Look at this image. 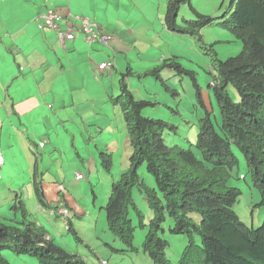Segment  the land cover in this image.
<instances>
[{"label":"trees","instance_id":"16d2710c","mask_svg":"<svg viewBox=\"0 0 264 264\" xmlns=\"http://www.w3.org/2000/svg\"><path fill=\"white\" fill-rule=\"evenodd\" d=\"M183 5L193 12L194 20L179 19ZM222 9L221 14L212 18L197 12L191 0H169L164 16L168 31L194 38L209 59V73L214 74H211L208 91L212 92L220 116L216 124L205 106L195 71L184 68L178 56L164 58L143 74L137 75L127 68L119 76V93L111 100L120 109L131 148L124 169L116 168V173L113 151L100 149L99 153L100 170L111 183L109 197L102 207L107 232L111 235L100 245L106 254L107 251L126 256L138 253L139 248L133 240L134 230L139 227L146 231L141 251L151 263L174 264L166 256L169 242L160 235L169 221L168 232L187 239L176 264H264V218L258 227L241 221L233 210L241 190L228 185L231 171L238 166L234 146L243 156L252 186L258 190L260 205L264 206V0H228ZM213 24L239 41L241 51L220 59L214 46L227 41L220 39L207 44L200 35L203 28ZM168 69L173 71L172 77L190 78L198 104L205 112L199 118L196 140L188 142L187 148L166 143L165 133L176 135L178 127L143 116V109L155 104L135 99L127 83L128 77H152L162 83L167 93L178 96L179 93L168 87L161 77ZM228 86L236 91L237 101L232 100ZM43 147L40 141L30 143L34 156L32 181L39 203L43 202L44 171H39L41 155L38 149ZM143 166L149 178L139 174ZM145 179H152L153 186L152 181L151 186L147 185ZM137 194L152 212L147 224L137 206ZM10 206L18 219L0 217V264H9L1 255L3 250L35 257L39 264H88L79 254L61 248L43 226L30 219L17 192ZM59 210H66V216ZM48 211L58 212L57 217L75 242L83 243L65 203ZM132 216L136 217V226ZM118 242L122 248H116L120 246ZM84 246L92 258L91 264H110L111 256L107 259Z\"/></svg>","mask_w":264,"mask_h":264},{"label":"crops","instance_id":"0c3cea01","mask_svg":"<svg viewBox=\"0 0 264 264\" xmlns=\"http://www.w3.org/2000/svg\"><path fill=\"white\" fill-rule=\"evenodd\" d=\"M168 1L0 0V173L17 183L15 187L7 185L12 186V192L32 193L39 212L34 218L36 224L69 252L77 253L78 248L61 221L47 219L58 218V212L52 214L48 209L65 203L71 218L83 215L79 201L65 186L76 184L77 174L85 176V186L91 185V175L101 171L94 152L102 146H98L95 136L99 138V134L95 132L110 136L111 128L125 131L120 125L122 115L111 100L118 92L115 81L119 76L127 68L143 74L159 64L158 54L160 62L171 56L161 39L174 34L164 26ZM47 10L55 11L71 25L76 24L74 18L88 19L111 40L107 46H89L76 33L74 40L63 46L53 31L39 29V18ZM103 63L110 64V69L101 70ZM135 78L128 77L127 83ZM31 141L44 143L38 149L39 171H44L42 203L33 187ZM65 159L69 161L65 163ZM51 170L54 174L49 180L46 175ZM96 252L100 256L106 253L103 247Z\"/></svg>","mask_w":264,"mask_h":264},{"label":"rangeland","instance_id":"374dc122","mask_svg":"<svg viewBox=\"0 0 264 264\" xmlns=\"http://www.w3.org/2000/svg\"><path fill=\"white\" fill-rule=\"evenodd\" d=\"M227 1L228 0H191L197 12L212 18H216L217 15L222 13V8L227 4ZM183 16L188 20L195 19V15L186 5L181 6L179 11V19ZM200 35L203 42L207 44H212L213 42L220 39L221 41H227L226 43L215 44L214 46L216 53H219L220 59H226V57L233 56L241 51V43L235 40V38L230 33L216 26V24L203 28ZM161 39L165 41L170 55L180 57L179 61L184 68L195 71V77L198 85L201 87L205 106L212 113L211 120L216 124V122L219 121L220 116L219 109L212 92L208 91V85L212 80V75L214 74L213 72H211L212 75L209 73L210 67L208 57L204 54L202 49H199L194 38L190 36L174 33L170 37L164 35ZM146 45L147 43L143 47H146ZM157 58L160 64L161 58L159 54ZM172 72L173 71L169 69L165 70L161 73V77L165 80L168 87L176 90L179 93L178 96H172L170 93H167L164 90L165 87L162 85V83L152 77H147L141 80L133 77L135 79H130L128 81V85L135 99L155 104L154 106L143 109V116L163 120L178 127L176 135L171 134V132L165 133L166 143L169 145H177L182 148H187L188 142H195L199 118L202 117L205 112L202 106L198 104L190 78L187 76L182 78L172 77ZM115 85L118 87L117 91L119 92L118 80L115 81ZM227 91L233 101L238 100L236 91L231 86L227 87ZM118 92H114L115 96L113 97H116ZM116 108L121 115L120 109L118 107ZM121 122L122 123H120V125H123L122 128H124L123 119ZM110 132L112 133L110 136L105 133L95 132V134H99V138L97 135L95 136V139L99 142H97L98 146H102L101 150H103L105 147L107 148V151H113L115 169L117 168L123 170L131 148L130 143L128 142V136L126 135L125 131L118 132V130L114 128H111ZM114 132L115 135H113ZM107 140H113V142H108ZM91 147H93V145H91ZM193 150L195 149L193 148ZM233 150L238 158V166L233 171H231V177L228 179V185L237 187L241 190V194L234 204L233 210L239 216L240 220L246 225H254V227H258L264 218V206L260 205V194L258 190L252 186L243 156L234 146ZM100 152L101 151L94 152L95 158L98 162ZM68 161L69 160L65 159V163ZM101 171H99L98 175L95 173L91 175V185L85 186V178L82 181H76V184H67L65 186L68 194L75 196L81 205L83 215L79 219H73V222L75 223L74 229L84 242H75L71 233H69L68 236L74 243L75 247L78 248L77 253L79 256H82L88 262V264H91L90 261L92 258L88 255L86 250L87 247L84 245L89 246V248H92L93 251H99L101 249L100 245H102L104 241H107L111 238V235L107 232V226L105 224V210L102 208L106 204L109 197L111 183L110 179L107 178L106 173ZM57 173L58 172H56V174ZM53 174L54 171L51 170L46 176L49 180H51ZM139 174H141L143 178H145V176L147 178L150 177V175L146 173L144 166L139 170ZM68 177L71 179L72 175H68ZM151 181L150 179H145L146 184L149 186H151ZM8 184H11L13 187H15L14 184L17 183H13L5 173L1 172L0 212L3 218L13 219L15 216V212L10 210L11 206H7L5 204H11L15 195L13 192H19V194L22 195L20 197L27 212L33 216L32 221L36 222L34 218L38 216L39 212L36 210V202L34 201L32 193L29 194V191L12 192V186L9 188L7 186ZM153 184L154 182L152 181V186ZM29 196L31 197L28 202ZM135 200L137 202L138 208L144 215V223L147 224L152 217V212L145 200H143L138 194L135 195ZM43 214L46 216V212H43ZM19 215L21 216V213H19ZM47 219L51 221L54 219L57 222L60 221L59 217H47ZM132 220L133 225L136 226V217L132 216ZM6 224H9V222H6ZM168 224L169 221L164 224L166 226L165 231L160 233V235L169 242V246L166 250L167 258L172 263L176 264L178 258L181 255L183 247L187 245V239L185 240V237L182 235L170 234L168 232ZM145 232V229L139 227H136L134 230L133 241L134 245L139 248L138 253L126 256L120 255L113 251V253L107 251V254L104 253L103 257L108 259V256H111L112 260L110 261V264H152L151 259L141 251L140 247L144 239ZM196 241L198 242V238H196ZM118 244L120 246H117L116 248H122V245L119 242ZM63 247L61 248L64 250L67 249L66 246L63 245ZM66 251L69 252L68 250ZM81 251L85 253L84 256ZM1 255L9 264H39L35 257L29 255H16L9 250H3Z\"/></svg>","mask_w":264,"mask_h":264},{"label":"built area","instance_id":"2783aa9c","mask_svg":"<svg viewBox=\"0 0 264 264\" xmlns=\"http://www.w3.org/2000/svg\"><path fill=\"white\" fill-rule=\"evenodd\" d=\"M76 21L75 25H71L68 22H64L62 16L58 15L53 10H47L45 13L41 14L39 18V29H47L53 31L59 42L64 46L68 41H72L75 38L76 33L82 35L83 41L92 46L93 44L100 43L101 45H108L111 40L109 34L103 33L96 26L95 23L90 22L88 19L84 18H74ZM101 70L110 69V64L103 63L99 66ZM43 145L42 143L40 144ZM3 165L2 157L0 154V167ZM81 175H77L76 179H81ZM66 211L62 210L61 214L66 216Z\"/></svg>","mask_w":264,"mask_h":264},{"label":"clouds","instance_id":"9594fccd","mask_svg":"<svg viewBox=\"0 0 264 264\" xmlns=\"http://www.w3.org/2000/svg\"><path fill=\"white\" fill-rule=\"evenodd\" d=\"M77 175H81V176H82V174H77ZM77 175H76V176H77ZM76 176H75V180H77V179H76ZM81 180H83V176H82L81 179H79V180H77V181H81ZM61 206H62V205H61ZM42 208H43V207H42ZM44 209H45V208H44ZM61 211H62V210H59L58 212L61 214ZM65 211H66V210H65ZM64 217H65V216H64ZM35 223H36V222H35Z\"/></svg>","mask_w":264,"mask_h":264}]
</instances>
